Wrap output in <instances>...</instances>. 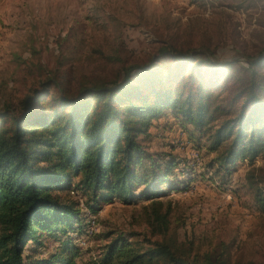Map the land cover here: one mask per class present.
<instances>
[{
	"label": "rangeland",
	"instance_id": "374dc122",
	"mask_svg": "<svg viewBox=\"0 0 264 264\" xmlns=\"http://www.w3.org/2000/svg\"><path fill=\"white\" fill-rule=\"evenodd\" d=\"M160 47L210 59L196 69L194 59L177 65L166 55L156 62L181 98L201 83L214 119L198 129L167 108L151 120L142 143L180 162L177 188L163 187L159 198L161 213L169 208L166 229L153 220L149 201L114 200L96 215L98 231L73 237L75 261L100 264L105 246L121 234L140 249L163 241L190 258L222 253L231 264H264V212L251 183L264 177V152L238 160L223 178L214 158L224 143L210 149L212 132L237 112L240 102L230 101L247 89L253 69L262 75L256 81L264 77V64H250L264 51V0H0V108L19 112L21 99L57 71L72 91L81 82L119 78L122 64L149 62ZM31 105L47 110L45 102ZM60 196L85 210L84 197ZM58 242L43 236L33 256L47 257Z\"/></svg>",
	"mask_w": 264,
	"mask_h": 264
},
{
	"label": "trees",
	"instance_id": "16d2710c",
	"mask_svg": "<svg viewBox=\"0 0 264 264\" xmlns=\"http://www.w3.org/2000/svg\"><path fill=\"white\" fill-rule=\"evenodd\" d=\"M166 55L177 65L194 59L195 69L210 62L199 53L160 47L149 62L122 64L119 78L81 82L72 91L57 71L21 99L19 112L0 108V264H77L79 246L73 237L92 233L89 218L96 224L102 205L114 200L149 201L153 220L166 229L169 208L161 213L159 198L163 187L177 188L174 171L180 162L169 153L161 159L149 152L141 139L148 135L151 120L167 108L198 129L214 119L201 83L181 98L170 72L161 74L156 60ZM250 64H264V51ZM255 76L262 75L253 69L247 89L230 101L240 102L237 112L211 134V150L224 143L214 158L215 173L223 178L238 160L252 161L264 152V77L256 81ZM32 102H45L47 110H35ZM252 180L264 212V177ZM69 191L85 198V210L61 198L60 193ZM43 236L58 245L47 257L35 258L33 251L42 245ZM100 261L231 264L228 254L190 258L163 241L140 249L121 234L105 246Z\"/></svg>",
	"mask_w": 264,
	"mask_h": 264
},
{
	"label": "built area",
	"instance_id": "2783aa9c",
	"mask_svg": "<svg viewBox=\"0 0 264 264\" xmlns=\"http://www.w3.org/2000/svg\"><path fill=\"white\" fill-rule=\"evenodd\" d=\"M88 225H89V226H88V230H89V232L95 230V229H93V226L96 227V224H95V221H94L93 218H89Z\"/></svg>",
	"mask_w": 264,
	"mask_h": 264
}]
</instances>
